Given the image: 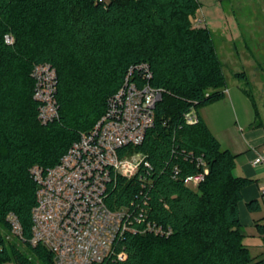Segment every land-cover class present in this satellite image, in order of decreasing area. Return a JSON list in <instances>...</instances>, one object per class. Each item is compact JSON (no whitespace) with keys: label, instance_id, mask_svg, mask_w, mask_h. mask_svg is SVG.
Masks as SVG:
<instances>
[{"label":"trees","instance_id":"trees-1","mask_svg":"<svg viewBox=\"0 0 264 264\" xmlns=\"http://www.w3.org/2000/svg\"><path fill=\"white\" fill-rule=\"evenodd\" d=\"M199 7V0H0V264H52L43 245L5 237L7 215L14 212L24 237L31 236V168L57 164L141 63L152 71V85L164 89L154 125L128 147L149 165L129 178L117 175L107 201L132 208L141 202L146 213L134 222L138 232L126 231L99 264H264L244 243L240 216L252 179L236 174V155L200 113L224 95L227 79L209 27L193 20ZM42 62L58 74L60 117L47 123L38 118L31 74ZM192 107L198 120L189 123ZM198 174L197 187L186 184ZM148 222L172 232H140ZM256 227L264 234L263 223Z\"/></svg>","mask_w":264,"mask_h":264},{"label":"built area","instance_id":"built-area-1","mask_svg":"<svg viewBox=\"0 0 264 264\" xmlns=\"http://www.w3.org/2000/svg\"><path fill=\"white\" fill-rule=\"evenodd\" d=\"M5 40L12 43L13 37L6 34ZM31 74L38 118L43 123L58 119L56 68L42 62L34 65ZM151 78L146 63L131 66L122 87L108 99L105 112L69 146L59 162L31 168L36 182L31 236L24 237L18 216L10 212L6 218L9 231H4L7 239L43 245L53 255L52 264H99L113 252L126 231L138 232L134 222L145 217L144 204L111 207L107 197L117 175L129 178L142 164L149 165L143 152H132L128 147L141 144L154 125L155 107L164 89L152 85ZM186 118L189 123L198 120L194 107ZM254 164L264 165V152L256 155ZM202 179L203 174L190 176L186 184L195 188ZM147 231L162 235L172 232L169 227L151 222L140 230Z\"/></svg>","mask_w":264,"mask_h":264},{"label":"rangeland","instance_id":"rangeland-1","mask_svg":"<svg viewBox=\"0 0 264 264\" xmlns=\"http://www.w3.org/2000/svg\"><path fill=\"white\" fill-rule=\"evenodd\" d=\"M199 1L193 20L209 27L227 84L238 82L245 89L264 122V0ZM244 230V243L251 254L264 258V234L255 228L244 227ZM20 247L25 248L22 244Z\"/></svg>","mask_w":264,"mask_h":264},{"label":"crops","instance_id":"crops-1","mask_svg":"<svg viewBox=\"0 0 264 264\" xmlns=\"http://www.w3.org/2000/svg\"><path fill=\"white\" fill-rule=\"evenodd\" d=\"M256 107L238 82H228L224 95L200 113L222 146L236 155V174L252 179L242 190L240 216L245 228L257 230L258 221L264 224V165L254 164V159L264 152V122ZM253 200L258 204L251 209L248 203Z\"/></svg>","mask_w":264,"mask_h":264}]
</instances>
